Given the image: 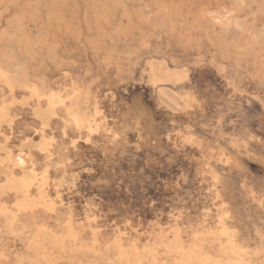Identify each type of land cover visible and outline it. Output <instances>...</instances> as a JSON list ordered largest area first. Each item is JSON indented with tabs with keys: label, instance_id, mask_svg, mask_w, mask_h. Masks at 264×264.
Returning a JSON list of instances; mask_svg holds the SVG:
<instances>
[{
	"label": "rangeland",
	"instance_id": "1",
	"mask_svg": "<svg viewBox=\"0 0 264 264\" xmlns=\"http://www.w3.org/2000/svg\"><path fill=\"white\" fill-rule=\"evenodd\" d=\"M191 253L264 264V0H0V264Z\"/></svg>",
	"mask_w": 264,
	"mask_h": 264
},
{
	"label": "bare ground",
	"instance_id": "2",
	"mask_svg": "<svg viewBox=\"0 0 264 264\" xmlns=\"http://www.w3.org/2000/svg\"><path fill=\"white\" fill-rule=\"evenodd\" d=\"M23 62V61H22ZM10 89V88H9ZM49 96H50V93H49ZM48 96V97H49ZM52 96L53 95H51L48 99H50V98H52ZM53 99V98H52ZM59 102V101H58ZM56 106V105H55ZM73 118V117H72ZM75 120V119H74ZM73 120V121H74ZM74 123H77L76 122V120H75V122ZM85 123V122H84ZM81 124V123H80ZM79 124V125H80ZM74 126H75V124H74ZM88 126V125H87ZM77 127V126H76ZM35 133V132H34ZM26 140V139H25ZM5 141V140H4ZM7 151V150H6ZM21 160H23L22 158H17V160L15 161L17 164H21L20 163V161ZM32 168V167H31ZM32 174H33V172H32ZM44 175V174H43ZM34 177V176H33ZM24 178V177H23ZM23 178H21V180L20 181H22V183H23V181H25V182H27L26 180H25V178H24V180H22ZM16 182V181H15ZM17 182H19V180L17 181ZM21 183V184H22ZM21 184L19 183L18 185H19V189H21V187H22V189L20 190V192L22 191V198L19 200V202H17L15 205H16V208L18 209V210H29L30 212L34 209V208H36L38 205H40V201H34V200H32L31 199V197H29V195H28V185H27V183H23V185L21 186ZM21 186V187H20ZM13 188V187H12ZM18 188V187H17ZM29 189H30V187H29ZM14 191H15V189H14ZM30 191V190H29ZM18 192V191H17ZM17 192H16V194H17ZM40 192V191H39ZM63 193V192H62ZM14 194V193H13ZM31 194V193H30ZM32 195V194H31ZM15 196V195H14ZM40 198L41 199H44V197L41 195L40 196ZM18 201V200H17ZM56 207V206H55ZM15 208V207H14ZM17 209H16V211H17ZM37 209V208H36ZM35 210V209H34ZM38 210V209H37ZM26 211V212H27ZM30 212H28V213H30ZM33 212V211H32ZM15 213V212H14ZM34 213V212H33ZM13 218L15 217V218H17L16 216H12ZM11 217V218H12ZM14 218V219H15ZM13 220V219H12ZM16 220V219H15ZM178 251V250H177ZM180 251V250H179ZM190 252V251H189ZM178 253V252H177ZM194 254H189L187 257H182L181 258V260L183 261V264H184V262L186 261L187 263L186 264H189L188 262H190L189 261V259L190 258H192V256H193ZM196 258V257H195ZM136 264H139V263H136Z\"/></svg>",
	"mask_w": 264,
	"mask_h": 264
},
{
	"label": "snow or ice",
	"instance_id": "3",
	"mask_svg": "<svg viewBox=\"0 0 264 264\" xmlns=\"http://www.w3.org/2000/svg\"><path fill=\"white\" fill-rule=\"evenodd\" d=\"M45 127H47V125H45ZM67 134V132H66ZM195 142V138H189V139H186L185 143H194ZM20 163L22 164L23 163V160L20 161Z\"/></svg>",
	"mask_w": 264,
	"mask_h": 264
},
{
	"label": "crops",
	"instance_id": "4",
	"mask_svg": "<svg viewBox=\"0 0 264 264\" xmlns=\"http://www.w3.org/2000/svg\"><path fill=\"white\" fill-rule=\"evenodd\" d=\"M20 158H22V157H20ZM24 161V160H23Z\"/></svg>",
	"mask_w": 264,
	"mask_h": 264
}]
</instances>
